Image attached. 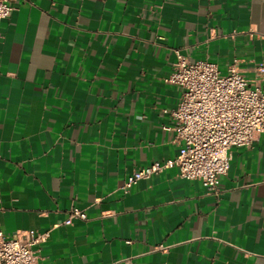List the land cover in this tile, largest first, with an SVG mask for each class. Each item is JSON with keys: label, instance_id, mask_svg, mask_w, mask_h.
<instances>
[{"label": "crops", "instance_id": "obj_1", "mask_svg": "<svg viewBox=\"0 0 264 264\" xmlns=\"http://www.w3.org/2000/svg\"><path fill=\"white\" fill-rule=\"evenodd\" d=\"M177 49L253 76L264 0H19L0 22V226L48 231L42 264H264V133L216 193L175 167L123 189L179 151Z\"/></svg>", "mask_w": 264, "mask_h": 264}, {"label": "built area", "instance_id": "obj_2", "mask_svg": "<svg viewBox=\"0 0 264 264\" xmlns=\"http://www.w3.org/2000/svg\"><path fill=\"white\" fill-rule=\"evenodd\" d=\"M18 1L0 0V22L13 14ZM167 81L182 88L177 106L169 110L172 124L165 127L175 132L179 151L135 169L123 189L175 167L180 176L199 179L216 193L219 177L230 167L232 149L251 145L264 133V63L248 76L236 66L223 71L209 59L191 60L177 49ZM75 218L86 220V210L73 206L64 222ZM48 235L27 229L9 236L0 226V264H42L36 246Z\"/></svg>", "mask_w": 264, "mask_h": 264}]
</instances>
